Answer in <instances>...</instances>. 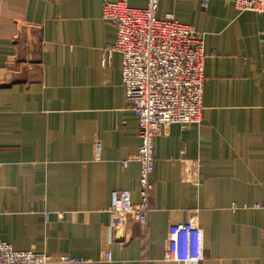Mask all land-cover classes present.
Returning <instances> with one entry per match:
<instances>
[{
  "label": "crops",
  "instance_id": "obj_1",
  "mask_svg": "<svg viewBox=\"0 0 264 264\" xmlns=\"http://www.w3.org/2000/svg\"><path fill=\"white\" fill-rule=\"evenodd\" d=\"M201 2L156 13L203 36L200 122L161 129L146 227L115 230L111 193L139 202L140 141L103 10L145 2L0 0L1 242L82 264H264V13ZM189 222L197 259H166L170 228Z\"/></svg>",
  "mask_w": 264,
  "mask_h": 264
},
{
  "label": "built area",
  "instance_id": "obj_2",
  "mask_svg": "<svg viewBox=\"0 0 264 264\" xmlns=\"http://www.w3.org/2000/svg\"><path fill=\"white\" fill-rule=\"evenodd\" d=\"M209 0H202L206 10ZM141 12L105 6L103 19L117 29L114 44L107 49L121 55V81L128 109L137 122L140 144L135 157L140 166L139 202L132 204L128 190L111 193L107 214L112 228H122L127 220L146 227L153 190L151 174L154 140L162 128L173 124L182 129L200 122L204 77L203 36L193 27L156 19L159 0H144ZM240 12L264 13V0H233ZM127 161L123 162V165ZM264 208V205H263ZM61 215L59 214V217ZM48 221V216H44ZM168 260L189 263L197 259V227L194 222L170 228ZM111 262L110 252L102 254ZM82 264L67 256L50 258L44 253L14 251L0 241V264Z\"/></svg>",
  "mask_w": 264,
  "mask_h": 264
}]
</instances>
